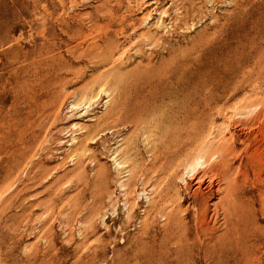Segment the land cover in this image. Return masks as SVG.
Listing matches in <instances>:
<instances>
[{"label": "rangeland", "instance_id": "374dc122", "mask_svg": "<svg viewBox=\"0 0 264 264\" xmlns=\"http://www.w3.org/2000/svg\"><path fill=\"white\" fill-rule=\"evenodd\" d=\"M174 5L0 0V264H189L150 258L146 246L150 223H164L148 215V200L175 170L153 165L151 148L173 149L164 136L176 127L165 119L157 132L131 120L146 114L163 122L185 113L178 101L214 89L221 96L197 107L215 118L205 149L238 141L236 161L251 144L264 152V82L246 80L264 52V0L236 9L228 1V21L214 10L224 27L248 17L255 30H221L206 58L188 49L211 10L177 34ZM99 51L107 59L98 64L88 56ZM141 88L156 93L143 108Z\"/></svg>", "mask_w": 264, "mask_h": 264}, {"label": "bare ground", "instance_id": "6f19581e", "mask_svg": "<svg viewBox=\"0 0 264 264\" xmlns=\"http://www.w3.org/2000/svg\"><path fill=\"white\" fill-rule=\"evenodd\" d=\"M228 1L236 9L247 0H176L171 9L177 13L173 22L177 34L185 29H194L195 20L204 19L201 16L204 9L208 7L211 10L212 21L205 24L204 34L188 49L190 53H201L206 58L209 45L218 40L217 34L221 30H255L247 24L248 17L230 27L221 25L222 18L214 10L217 8L228 21L233 13H222L226 12L224 7L228 6ZM108 55L113 54L110 52ZM88 57L98 64L107 59L103 51ZM256 68L246 80L261 84L264 82V52ZM142 90L139 92L141 108L156 94ZM212 91L214 89L202 97L197 95L178 101V108H185V113L180 110L178 114L164 118L163 122L162 117H147L146 114L131 120L133 125L141 122L148 129L156 128L157 132L165 129V119L176 127L164 136L173 139V149L161 152L156 144L151 148L153 165L164 172L171 167L175 170L161 178L158 197L148 200V215L154 211L164 220L163 226L150 223L146 243L151 251L149 257L156 255L160 260L182 257L189 264L210 258H218L220 264H264L263 145L245 147L247 155L241 161L232 159L239 151L238 141L223 140L205 149L207 146L202 139L208 124L215 118L198 115L197 107L204 101L207 103L221 96ZM256 102L257 99L248 106ZM245 103L247 105L248 101ZM153 110H156L155 106L145 113ZM181 166L184 170L179 172ZM218 219L224 223L222 231L217 227Z\"/></svg>", "mask_w": 264, "mask_h": 264}]
</instances>
